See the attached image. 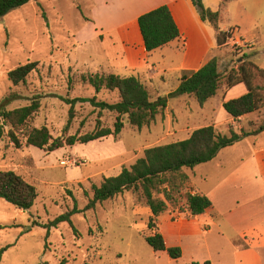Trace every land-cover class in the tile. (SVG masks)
<instances>
[{
    "label": "rangeland",
    "instance_id": "1",
    "mask_svg": "<svg viewBox=\"0 0 264 264\" xmlns=\"http://www.w3.org/2000/svg\"><path fill=\"white\" fill-rule=\"evenodd\" d=\"M206 2L216 8L221 5V0ZM131 6L130 0H32L8 13L0 19V104L10 94L18 98L8 109L39 99L41 109L30 126L47 127L53 138L91 134L98 125L114 129L117 115L85 100L96 97L114 104L119 101L118 92L102 90L97 94L82 82L81 75L107 74L98 72L97 65L121 63L119 32L113 27L129 18ZM263 10L264 0H232L222 14L227 25L237 28L246 40V14L262 15ZM259 21L264 30V19L259 17ZM221 55L220 69L228 71L238 65L243 52L232 47ZM254 61L263 63L264 55ZM33 62H39L38 71L25 84L13 86L9 72ZM149 91L155 99V90ZM218 100L201 107L194 98L182 95L170 99V106L140 131L126 122L115 138L53 153L25 144L17 149L4 137L0 141V171L20 175L37 187L39 196L29 211H19L0 198V253L4 250L0 264H187L189 253L185 259L171 262L167 253H157L148 245L145 237L152 233L147 226L149 208L138 202L133 192L95 209L86 207L93 198V185L131 167L146 149L184 141L202 127L214 126L219 133L229 134V114L219 106L216 113L211 111ZM247 119L251 120L247 128L246 116L238 127L255 131L264 120V109L257 114L258 120L256 115ZM237 148L226 151L225 156L232 160ZM200 168L199 172H210ZM185 208L180 201L176 211ZM74 209L82 212L73 216V226L66 222L48 229L56 218ZM207 242L212 250L224 244L215 234Z\"/></svg>",
    "mask_w": 264,
    "mask_h": 264
},
{
    "label": "trees",
    "instance_id": "2",
    "mask_svg": "<svg viewBox=\"0 0 264 264\" xmlns=\"http://www.w3.org/2000/svg\"><path fill=\"white\" fill-rule=\"evenodd\" d=\"M31 1L0 0V19ZM228 1L222 0V4ZM192 2L202 21L209 23L216 31L218 46L220 48L227 46L231 34L220 29V13L206 8L203 0ZM138 25L148 53L180 38L179 27L167 6L141 15L138 18ZM38 67L39 62L27 63L10 71L8 78L13 86L17 87L25 84L29 76L38 71ZM81 80L91 86L97 94L102 90L118 92L119 101L114 104L98 101L96 97L85 100L95 108L115 113L117 118L114 129L98 125L97 130L91 134L53 138L47 127L30 126L41 109L40 100L35 98L27 106L8 109V106L18 98L17 94H10L6 102L0 104V141L8 137L17 149H23L25 144L27 147L33 146L46 153H53L76 144H88L107 137L115 138L121 134L126 122L140 131L153 123L157 116L168 108L169 99L187 95L203 107L222 89H232L238 85H244L247 94L223 104L224 110L234 120L259 113L264 109V70L251 62L248 56H243L238 65L228 71H222L218 59L213 58L198 71L184 73L179 87L174 92L156 99H152L148 87L135 76L121 77L97 73L81 75ZM262 132L264 120L253 132L242 130L237 133L230 129L227 135L219 133L214 126H208L196 129L184 141L146 149L144 156L131 167H124L118 175L103 178L99 185L92 186L93 198L90 199L86 210L95 209L98 204L112 201L125 192H133L138 202L151 211L147 226L152 233L145 237L148 245L157 253L166 252L171 259L179 260L182 257V250L167 248L163 235L156 230L160 217L169 208L175 212L180 201L184 202L186 208L185 211L178 212L187 218L202 216L212 206L207 196L192 194L187 171L213 161L223 149ZM38 196L37 187L20 175L13 171H0V198L15 209L29 211L35 205ZM81 212L74 209L62 214L48 225V229L57 228L66 222L73 226V216ZM3 252L4 250L0 254Z\"/></svg>",
    "mask_w": 264,
    "mask_h": 264
},
{
    "label": "crops",
    "instance_id": "3",
    "mask_svg": "<svg viewBox=\"0 0 264 264\" xmlns=\"http://www.w3.org/2000/svg\"><path fill=\"white\" fill-rule=\"evenodd\" d=\"M231 1L222 4L221 0L220 7L216 8L203 0L206 8L220 13V29L233 31L228 45L220 48L216 31L202 21L192 0H130L129 18L113 27L119 32L121 63L99 64L97 71L121 77L135 76L150 90L154 89L157 97H166L179 87L184 73L198 71L213 58H217L220 64L221 53L232 47L240 48L243 56H248L264 70V61L261 64L254 61L264 55V30L259 21V17L264 19V10L262 15L246 14L245 40L238 35L237 28L227 25V18L222 14ZM162 6L170 9L179 27L180 38L148 53L138 18ZM221 94L223 96L219 98ZM245 94L247 88L244 85L224 88L204 106L219 99L218 105L211 107L212 113H216L218 106L223 108L225 102ZM257 114L249 115H256L258 120ZM249 115H246V128L251 121L247 119ZM244 119L245 116L238 120L231 117L229 127L240 133L245 129L240 127ZM245 140L246 145L240 141L223 149L213 161L187 171L192 194L205 195L212 202L204 215L187 218L179 212L167 211L159 219L156 230L163 235L167 248H180L182 259L189 253L187 264H264V132ZM236 147L238 151L233 152L236 157L231 160L225 156L226 151ZM200 167L209 168L210 172H199ZM147 211L150 217V209ZM212 234L224 243L221 249L212 250L209 246L207 238ZM200 253L204 256L201 257Z\"/></svg>",
    "mask_w": 264,
    "mask_h": 264
},
{
    "label": "built area",
    "instance_id": "4",
    "mask_svg": "<svg viewBox=\"0 0 264 264\" xmlns=\"http://www.w3.org/2000/svg\"><path fill=\"white\" fill-rule=\"evenodd\" d=\"M229 33L231 34V36H232V34H233V31H229Z\"/></svg>",
    "mask_w": 264,
    "mask_h": 264
}]
</instances>
